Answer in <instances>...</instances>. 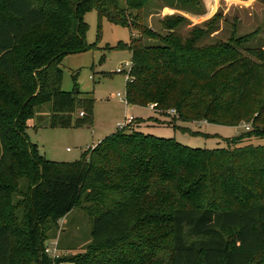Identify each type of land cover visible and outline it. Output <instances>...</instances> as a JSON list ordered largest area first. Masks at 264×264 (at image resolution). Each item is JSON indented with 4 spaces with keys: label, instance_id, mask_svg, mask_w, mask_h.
Returning <instances> with one entry per match:
<instances>
[{
    "label": "trees",
    "instance_id": "trees-1",
    "mask_svg": "<svg viewBox=\"0 0 264 264\" xmlns=\"http://www.w3.org/2000/svg\"><path fill=\"white\" fill-rule=\"evenodd\" d=\"M147 1L0 0V264L61 261L44 251L45 235L81 203L90 246L72 264H264V145H238L264 138V48L243 47L244 55L250 36L198 44L208 30L195 26L183 37L177 28L187 19L177 14L154 30L133 13ZM92 10L97 38L103 19L133 32L113 46L131 52L126 104L251 128L227 146L192 148L139 131L145 120L133 117L79 160L45 158L26 133L40 106L49 105L50 126L93 121L94 99L61 89L63 58L96 47L85 39ZM135 214L169 228L146 237L150 250L132 235Z\"/></svg>",
    "mask_w": 264,
    "mask_h": 264
},
{
    "label": "rangeland",
    "instance_id": "rangeland-1",
    "mask_svg": "<svg viewBox=\"0 0 264 264\" xmlns=\"http://www.w3.org/2000/svg\"><path fill=\"white\" fill-rule=\"evenodd\" d=\"M186 1L192 3L183 4L180 0H148L138 12L133 11V13L138 14L140 23L161 32L164 30L160 19L167 15H180L187 19L186 23L177 28V32L183 37L189 35L190 30L195 26L208 30L198 44L213 43L216 40L228 42L235 38L250 36L249 41H244L241 48L244 55L247 54L243 47L264 48V0ZM84 21L88 24L85 39L88 43L96 41V47L63 58L61 89L78 90L81 95L89 94L94 99L93 121L91 125L83 127L50 126L46 116L49 105L40 106L33 120L29 122L27 120L31 125L26 129V133L29 140L37 144L45 158L64 162L79 160L84 151L90 152L94 148L93 146L87 149L86 146L89 147L98 138L102 136L104 138L114 132L120 125H124L129 116L146 121V125H142L141 129L138 128L139 131L158 137L174 138L192 148L212 149L227 146L232 137L246 132L243 123H249L251 128L252 124L246 121H240L235 125L206 121L182 122L177 119L173 110H169L168 115L163 117L160 114L156 115L148 105L127 106L124 96L129 68L122 72L116 70L123 68L126 62H130L131 52L126 49H115L113 46L119 41L127 42L133 32L128 27L103 19L99 29L100 36L97 38L96 12L93 10L86 12ZM145 41L150 40L145 39ZM106 45L109 47L106 48ZM75 113L79 114V109ZM156 117L159 119L157 122L154 120ZM248 142L264 145V138L251 137L238 145ZM17 199L14 197L13 202ZM85 205L87 204L81 203L76 206L68 213L65 222L62 224L60 222L57 228L46 233L43 247H48L50 251L55 250L54 254L61 260L58 263L53 261V264H72L69 259L78 254L83 255L89 250L90 218L84 209ZM1 206L7 210L10 204L5 202ZM139 215L141 216L135 214L130 218L132 235L135 239L138 238L137 246L141 243L138 247L150 250L146 237L158 235V232L166 233L169 228L163 221L140 220ZM14 237L15 244H18L19 235L15 234ZM54 240L57 242L55 243ZM117 250L118 248L115 249ZM104 252L112 251L105 249ZM163 261L165 262L162 257L161 260L154 259V264H164Z\"/></svg>",
    "mask_w": 264,
    "mask_h": 264
},
{
    "label": "built area",
    "instance_id": "built-area-1",
    "mask_svg": "<svg viewBox=\"0 0 264 264\" xmlns=\"http://www.w3.org/2000/svg\"><path fill=\"white\" fill-rule=\"evenodd\" d=\"M131 67H132V63H131V61H130V62H126V63L124 64V67H123V68H118V69L116 70V72H122V71H125V69L129 68V71L127 72V79H128V78H130V70H131ZM127 79H126V80H127ZM118 96H120V94H118ZM124 101H125V100H124ZM150 106H151V105H150ZM80 114H81V113H80ZM132 119H133L132 116L127 117L126 120H125L124 125H120L119 128H122V127L125 126L127 123L131 122ZM242 126H244L246 130H248V129L250 128L249 123H247V124H246V123H243ZM44 251H45V252H46L51 258H53V259H54V258H57V255L54 254L55 250L50 251V249H49L48 247H45V248H44Z\"/></svg>",
    "mask_w": 264,
    "mask_h": 264
},
{
    "label": "crops",
    "instance_id": "crops-1",
    "mask_svg": "<svg viewBox=\"0 0 264 264\" xmlns=\"http://www.w3.org/2000/svg\"><path fill=\"white\" fill-rule=\"evenodd\" d=\"M125 104H126V102H125ZM127 106H130V104L128 105V104H126ZM150 108H151V106L150 105H148ZM154 112V111H153ZM155 113V112H154ZM157 115V114H156ZM154 117V116H153ZM163 117H165V116H163ZM157 118V117H156ZM158 119V118H157ZM31 120H33V118L32 119H29L28 120V122L29 121H31ZM159 120V119H158ZM145 122L146 121H143V122H141V123H139L137 126H136V129H141V127H142V125H144L145 124ZM201 122H203V121H198V123H201ZM28 124V123H27ZM157 124V123H156ZM31 125V124H30ZM29 124H28V127L30 126ZM146 125V124H145ZM158 126H160L159 124H157ZM33 126H35V125H33ZM102 138H103V136L102 137H100V138H98L97 139V141L95 142V143H92L89 147L88 146H86L87 147V149H89L90 147H93V146H95L96 145V143H98V142H100L101 140H102ZM100 140V141H99ZM86 149V150H87ZM39 151L41 152V150L39 149ZM68 215V214H67ZM67 215L66 216H64L63 218H61L60 220H59V224H60V222H61V224L63 223V222H65V220H66V217H67ZM54 242L56 243L57 241L56 240H54ZM57 246H58V244H57Z\"/></svg>",
    "mask_w": 264,
    "mask_h": 264
}]
</instances>
